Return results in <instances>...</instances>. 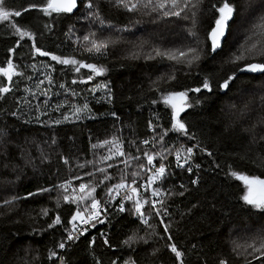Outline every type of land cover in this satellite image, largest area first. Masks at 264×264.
Returning a JSON list of instances; mask_svg holds the SVG:
<instances>
[{"label": "trees", "instance_id": "16d2710c", "mask_svg": "<svg viewBox=\"0 0 264 264\" xmlns=\"http://www.w3.org/2000/svg\"><path fill=\"white\" fill-rule=\"evenodd\" d=\"M33 2L38 0H9V10H20ZM93 2L99 5L107 25L115 29L110 32L104 27L92 25L89 28L94 30L96 37H104L100 34V29L110 34H117L125 29L135 30L134 33L126 32L133 35L127 36V41L118 36L121 39L109 45L104 55L84 52L81 47L83 40L77 39L76 35L89 33L88 29L83 30L85 24L80 1L74 15L57 17L54 14L53 17H44L42 13L31 9L11 21L34 31L36 42L43 50L56 55L75 56L85 63L103 65L107 69L103 76L94 77L93 81L83 84H72L71 81L86 77L88 69L75 73L51 61L49 57L33 55L30 47L33 41L25 38L20 42L21 46H17L19 37L13 34L9 22L0 23V66H6L7 60L11 58L17 65V70L23 73V76L14 77L11 83L0 76V83H7L12 88L10 93L0 98V129H5L8 133L6 137L0 138V183L10 186L11 193L21 197L11 206H0V264H53V260L48 259V251L53 249L59 253L61 249L56 248V244L66 233L59 226L48 229L47 225L56 213L67 224L77 206L62 202L61 207L56 209L55 192L34 197H28L27 194L35 192L39 187H51L64 180H71L77 190L80 183L98 184L103 179V174L97 169L104 168L111 179L99 184L93 195L105 206L106 186L119 183L125 173L126 183H131L133 171L140 172L137 180L145 174L137 164L147 165L143 152L155 151L151 143L145 145L141 141L151 139L162 130L157 129L154 133L148 127L149 121L159 123L162 128L171 127V109L162 103L151 104L152 99L159 100V93L150 90L156 87L152 82L158 81L163 88L180 91L197 87L205 75L212 76L214 92L189 93L193 102L199 97L201 103L181 114L188 121L189 133H194L196 139L190 140L187 136L171 131L165 137V146L171 149L187 141L195 142L205 149L199 153L202 166L200 178L196 185H192V175L168 172L166 179L156 187L163 190L162 195L168 191L174 193L165 197L169 215L154 218L152 223L156 232L161 235L164 225H160L159 220L163 219L166 224L171 225L173 242L186 252L188 264H219L220 260L226 261V264H264V256L254 251L264 238L263 214L243 203L240 199L244 193L243 183L226 174L231 166L232 170L264 178V160H260L264 156V141H259V136L256 135V131L264 134V129H258L259 126H264L261 123L264 104L260 99L264 94L253 96L249 101L248 95H245L247 90L264 84V75L244 73L235 80L226 94L216 87L222 78L230 74L233 65L225 61L234 53H244L248 62L261 60L256 52H246L242 30L244 21L248 20V15L251 16L246 9L247 3L253 11L254 20L261 22L259 18L264 15L261 0H232L237 14L231 23L227 46L214 59L202 53V59L188 69L182 67V64L177 66L165 60L145 59V53L153 48L167 49L168 45H193L189 31L195 29L190 12L187 19L183 16L165 17L162 12H152L150 9L128 12L116 7L114 0ZM217 2L218 0H203L196 9L199 20L196 28L202 39L204 30L214 15L211 5ZM192 3H197V0H192ZM45 23L51 25L50 31L44 29ZM69 27L72 28L71 32ZM10 48L13 49L12 53L9 52ZM133 53L137 54V58H132ZM239 63L242 67L245 61ZM33 64L35 68L31 67ZM45 65H52L56 70L51 72V68H46ZM49 72L54 77L53 84L45 79ZM169 74H174L176 79L163 83L160 78H166ZM39 81L44 83L37 87ZM104 82L112 88L111 103L104 101L103 90L95 93L89 91L95 84ZM61 83L66 88H60ZM72 90L78 95L73 96ZM64 101L69 103L56 110V105ZM84 103H88L91 113L83 114L77 120L71 114L70 104ZM245 104H248L246 110ZM242 110L246 112L243 116ZM12 112L17 115L12 116ZM111 112H115L117 116L113 117ZM63 114L69 116L67 121H63ZM157 115L161 117L159 120ZM56 119L63 122L53 124L52 121ZM253 125L254 131H245ZM253 135L259 142H253ZM53 138L56 141L54 144ZM113 138L122 142L121 147L126 153L140 156V161H130L126 167L122 163L126 157L113 155L112 159L101 162V157L109 155L110 145L100 146V142L111 141ZM130 141L135 143L130 144ZM93 145L98 146L93 148ZM137 147L140 151H137ZM156 148L157 151L161 150L159 144ZM112 151L115 152L114 147ZM209 152L211 155H208ZM42 153L46 157L43 160ZM61 157L67 158L69 163L64 164ZM88 161L93 163L89 164ZM109 164L112 167H108ZM87 173L93 175L89 176ZM77 176L80 177L79 180L75 179ZM181 184L184 188L180 187ZM122 192L120 195L113 193L115 199L106 207L108 214L104 218L105 223L90 228L65 253L66 260L69 264H95L99 259L101 264H110L111 260L118 258V264H122L124 259L132 256L137 264H176L174 255L164 247L166 239H159L158 236L149 237L148 244L135 245V251L121 246V242L133 230L139 229L140 236H146L150 231L144 229L129 214L128 210L132 208L130 202H125V212H117ZM180 192L183 195H179ZM142 194L150 196V190ZM42 208L53 211L49 216H41ZM101 232L107 233L111 247L104 245ZM249 236L252 238L249 239ZM92 237L97 239L94 248L90 250L88 243ZM193 245H196L195 249L192 248ZM156 247L161 251L157 256H152V249Z\"/></svg>", "mask_w": 264, "mask_h": 264}, {"label": "snow or ice", "instance_id": "6c2138e0", "mask_svg": "<svg viewBox=\"0 0 264 264\" xmlns=\"http://www.w3.org/2000/svg\"><path fill=\"white\" fill-rule=\"evenodd\" d=\"M83 4L82 15L86 19H91L93 22H97L101 28L105 27L108 22L102 17L100 8L98 4H95L93 0H80ZM203 0H197V3H192V0H114V4L116 7L123 8L128 12H138L143 9H150L152 12H162L163 16H175L187 19L189 18L188 13H191V19L195 30L189 31V36L192 38L194 44L188 45L184 49H160L153 48L149 53L145 55V59H155L157 57L161 59H167L169 61H173L178 64H183L186 67H192L194 64L199 62L202 59V53L205 56L215 58V55L219 52L223 51L224 47L228 44V35L231 27V23L234 22L235 14H237V9L232 0H218L217 3L211 5V8L214 10V15L212 19L209 21V26L204 30L203 39L201 38L199 29L196 28V25L199 23L197 17V7ZM11 4L9 0H0V21H8L9 27L12 29L13 34L18 36L19 39L16 41L17 46H21L20 42L27 38L28 41H33L31 44V51L33 55L38 54L41 57H49L51 61H54L58 65L65 66L68 70L74 71L75 73H80L81 69H88L89 72L85 76L80 77L79 80L73 79L71 81L72 84L77 83H87L93 81L94 77L103 76L107 69L103 65H97L93 63H85L83 59H77L75 56H63L56 55L50 51L43 50L38 43L36 42V33L32 31L27 26H22L18 22L13 23L12 18L21 17L22 12L27 13L31 9H35L39 13H42L44 17H53L55 16H70L74 15L75 11L78 10V0H38V2L29 3L26 8L20 10H9ZM261 7L264 8V0H261ZM147 14V12H145ZM261 27H264V15H261ZM45 30H51V25L49 23H45L43 25ZM127 30V29H125ZM72 31V28L69 27V32ZM42 35V34H41ZM83 44L81 47L84 52L93 55H104L107 48L109 47L108 40H99L96 38L95 32H89L88 34L82 37ZM256 48V45L253 44L252 48L248 50L251 54L252 50ZM9 52L12 53L13 49L10 48ZM257 55L261 57V60L258 62H248V57L245 56L244 53L233 54L225 63H229L233 65V68L230 74L226 75L220 82L217 83L216 87L219 91L224 92L230 90L231 85L244 73L249 74H261L264 75V49H261ZM132 58H137V54L133 53ZM241 61H245L243 66H240ZM31 67L35 68L36 66L33 64ZM46 68H51V72H54L56 69L52 65H45ZM51 72L45 75V79L49 84L54 83V77L51 75ZM0 76L5 78V80L9 83L13 81V78L16 76H23V73L17 70V65L14 64L13 60L9 58L6 62V66H0ZM176 77L174 74H169L166 78H160L163 83H170L175 80ZM44 81H39L37 83V87L40 84H43ZM153 85L156 87L150 89L152 91L159 93V100L152 99L151 104L156 105L158 103H162L167 108L171 109L170 116V128H162L159 123L153 124L152 121H149L148 127L154 133H156L157 129H162L157 134H155L151 139H145L141 141L142 144H152L155 147L157 144L160 145L161 150L155 153H149L148 151L143 152V157L147 161V165L144 163H138L137 167L141 171H145L150 173L147 176V180L145 184H138L137 177L140 175V172L133 171L131 173V183H126L124 175L121 176L120 182L112 185L111 187L106 186L107 192V200L104 201L105 207L109 206V203L112 199H115L113 193L116 195H120V192L123 191L124 195L121 197L117 212L123 213L127 209L125 207V202H130L132 208L129 211V214L134 216L139 224L144 227L146 230H150L147 232L146 236H140L138 234L139 229L133 230L131 234L127 235L125 239L121 242L122 247H126L132 251H135V245L139 243L148 244L149 237L158 236L159 239H166L167 243H165L164 247L170 251L175 258L176 264H188V261L185 259L186 252L182 250L178 245L173 242V236L170 234L171 225L166 224L163 219L159 220L160 225H164L163 234H158L156 232V227L153 225L152 220L157 217L168 216L167 212L166 199L165 197H170L174 193L171 191L163 192L160 187H153V185L160 181L161 183L166 179L168 175L167 167L163 161L166 159L165 153L174 152L176 158V167L184 168L186 165L187 171L191 173L193 171V166L190 164V161L193 156V148L197 147L198 144H194L192 147H184L181 145L178 148L171 149L165 146L166 141L165 137L168 136L169 132H177L181 135L187 136L188 139L194 140L196 136L194 133L190 134L188 129V121L181 117V113H185L186 109L194 108L196 105L201 103L199 97L195 98L193 102L192 98L189 96V93H202L206 92L212 94L214 92V84L213 78L211 75H205L197 87L186 88L184 90H170L160 86L158 81H153ZM60 88H66V85L61 83L59 85ZM97 90H103L105 96L103 97L106 103H111L113 100V92L111 86L107 83L95 84L89 91L92 93L97 92ZM12 88L8 86L7 83H0V98H4L6 94L10 93ZM71 94L73 96L78 95L75 90H72ZM261 101H264V96L260 97ZM99 103L100 101L97 100ZM68 101H64L56 105V110L64 107L65 104H68ZM248 105L245 104L244 109L246 110ZM71 114L77 120L81 119L83 114H90L91 109L88 103H84L82 105L70 104ZM39 111V109H37ZM246 112L244 110L241 111V116L245 115ZM12 116H16V112L11 113ZM113 117H116L117 114L115 112H111ZM161 117L157 115V120ZM39 120V117L36 118ZM69 116L67 114H63V121H67ZM118 119V117H117ZM60 119H56L52 121L53 124H60L63 122ZM47 123V122H45ZM261 123H264V118H261ZM255 125L252 126L251 129H245V131H254ZM8 135L5 129H0V138L6 137ZM253 142L264 141V134L259 136V141L256 140V136L252 137ZM55 138H53L52 143L54 144ZM130 144H134L135 142L130 141ZM122 142L113 138V140H105L100 142V146L110 145L109 155L101 157V162L112 159L113 155L126 157L122 161L127 167L130 161H140V156H133L131 153H126L122 147ZM98 145H93V148H96ZM115 148V152L112 151V148ZM202 152L205 151L204 148L200 149ZM137 151H140L139 147H137ZM208 155H211L209 152ZM160 157L159 166H154L153 161L155 157ZM46 158L42 153V160ZM64 164H68L69 160L65 157H61ZM260 160H264V156L260 157ZM258 162V161H254ZM87 163L92 164L93 161H88ZM79 167H84V165H79ZM108 167H112L111 164ZM196 169L200 168L199 164L194 165ZM98 172L103 174V179L99 181L98 184L92 183H80L77 186H74L71 180H64L59 184L52 185L51 187H39L35 192H29L27 194L28 197H34L36 195H42L45 193L55 192V208L59 209L61 207V203L65 204H75L76 211L71 215L70 219L67 220V224L64 223L62 217L59 213H56L52 216L51 222L48 223V229H54L59 226L64 229L66 236L56 244V248L65 250L68 246L69 242H76L81 237L85 236L90 228H95L97 224L105 223V220L100 219V208L101 201L97 200L93 193L96 191V187L99 184H103L105 180H110L111 177L107 175L104 168H98ZM228 176L235 178L238 181H241L244 185V193L240 197L243 203L247 206H250L251 209L259 211L261 214H264V178H260L259 176H251L246 175L241 172L232 170L231 166H229V171L226 173ZM87 175L92 176L93 173H87ZM19 178V177H17ZM75 179L79 180L80 177H75ZM199 177L192 179L191 184L196 185L198 183ZM181 188H184V185H180ZM144 188L145 191L150 190V196L144 195L140 193L139 189ZM69 189H72V192L69 193ZM179 195H183V192H180ZM51 198V197H50ZM19 196H11L8 199L3 201L4 205H10L15 201L20 200ZM90 202V203H89ZM81 205H84L81 207ZM159 205V206H158ZM195 207V205H193ZM53 211L52 209L42 208L40 210L41 216H49V213ZM107 215V212H105ZM110 223V221H108ZM101 237L103 238V243L105 246H109L110 242L107 237V233L101 232ZM96 237H92L89 240L88 248L92 250L94 248ZM239 247V246H237ZM250 247H252L250 245ZM193 249L196 248V245L192 246ZM161 251L159 247L153 248L151 255L157 256V254ZM254 251L260 252L262 256H264V238L261 239V243L259 248H254ZM55 258V260H54ZM48 259L53 260V264H69L66 260L65 255L58 253L53 249H49L48 251ZM95 264H101L100 260L97 259ZM110 264H118V258L111 260ZM122 264H137V261L132 257L128 256L127 259L122 261ZM219 264H226V261L220 260Z\"/></svg>", "mask_w": 264, "mask_h": 264}, {"label": "rangeland", "instance_id": "374dc122", "mask_svg": "<svg viewBox=\"0 0 264 264\" xmlns=\"http://www.w3.org/2000/svg\"><path fill=\"white\" fill-rule=\"evenodd\" d=\"M253 1V0H252ZM249 3H247V10L250 12V17L248 15V20L247 21H244L245 23L242 25V30H244V41H245V46H246V52H248V50L250 48H252V45L255 44L256 45V48L252 50V53L251 54H256L261 50V49H264V27H261V23L260 21H255L254 20V16H253V11L250 10V6H248ZM82 7H83V4H82ZM247 11V12H248ZM255 15V14H254ZM84 17V16H83ZM253 20V21H252ZM84 26L83 27V30H89V32H94L93 29L89 28L90 26L92 25H98L100 26L97 22H93L91 19H86L84 17ZM252 22V24L250 25V23ZM0 23H8V21H0ZM106 30L112 32L114 31L115 29H112V27L110 25H107L104 27ZM126 32L128 33H134L135 30L133 29H127L125 31H119L117 34H110V33H107V32H104L100 29V34L103 35L104 37L103 38H99V37H96L97 39L99 40H108L109 41V45H113L115 44L118 40H120L121 38L125 41H127V36H133V35H130V34H127ZM77 36V39H81L82 41V37L84 35H76ZM118 36H121L118 37ZM188 45H192L191 43H186V44H183L181 47H177V46H171V45H168L167 49H175V50H179V49H184L186 46ZM147 53H145L146 55ZM250 54V53H249ZM165 60L167 62H172L174 63L175 65L179 66L181 64H178V63H175L173 61H169L167 59H161L159 57L153 59V60ZM182 67H184L185 69H188V67H186L185 65H181ZM166 74V73H165ZM248 95L247 96V100L249 101V99H251V97L253 96H256V95H261V94H264V84L263 85H259V86H256L254 87L253 89H250V90H247L245 92V95ZM263 104H264V101H262ZM242 103V102H241ZM244 103H242L243 105ZM248 105V104H247ZM187 110V109H186ZM182 114V113H181ZM252 116V115H251ZM260 130L264 129V126H259ZM263 131V130H262ZM256 135L257 136H260L262 135L261 132L259 131H256ZM157 148H155V152ZM78 191V190H77ZM72 191L69 190V193H71ZM16 196V194H14L13 192L11 193V188L10 186L4 184V183H0V206H3V201L5 199H8L10 198L11 196ZM14 203V202H13ZM12 203V204H13ZM10 204V206L12 205ZM84 206V205H83ZM263 217H264V214H263ZM263 234V233H262ZM252 236H249V239H251ZM248 239V240H249ZM245 241H247V239L245 238Z\"/></svg>", "mask_w": 264, "mask_h": 264}, {"label": "built area", "instance_id": "2783aa9c", "mask_svg": "<svg viewBox=\"0 0 264 264\" xmlns=\"http://www.w3.org/2000/svg\"><path fill=\"white\" fill-rule=\"evenodd\" d=\"M194 144H197V143L192 142V141L182 142V143L177 144L173 149L178 148L181 145H183L184 147H192ZM151 146H152V144H151ZM155 148H156V146L155 147L152 146V149L153 150H155ZM200 149L201 148H200L199 145L197 147L193 148V156H192V159L190 161V164L193 166V171L191 173H189L187 171L188 165H186L184 168H178V167H176V158H175L174 152H172V153H165L166 159L163 161V163H165V165L167 167V171L168 172H171V173H173V171H177V172H181V173H186V174H188L190 176L192 175L194 177V179L197 178V176L200 178L201 170H202V166H201V164L199 162V153L201 152ZM156 151H157V149H156ZM159 163H160V157L157 156V157H155V159L153 161V165L158 167L159 166ZM196 164H199L200 165V168L199 169H196L194 167V165H196ZM149 174L150 173L145 172V174L141 178H139L137 180V183L138 184H145L146 183V180H147V176ZM160 183H161L160 181H157L153 185V187H156L157 184H160ZM139 191L141 193H146L147 192V191H145L144 188H140ZM167 191H168V189H167ZM123 195H124V193L122 192V195L120 196V198ZM105 212H107V214H108L107 208L104 205L101 204L100 217H99L100 219H103L104 220V218L106 216L105 215ZM78 241H76L74 243L73 242H69L67 248L65 250H61L59 253L65 255V253H67L72 248V246L75 245Z\"/></svg>", "mask_w": 264, "mask_h": 264}, {"label": "water", "instance_id": "95a60500", "mask_svg": "<svg viewBox=\"0 0 264 264\" xmlns=\"http://www.w3.org/2000/svg\"><path fill=\"white\" fill-rule=\"evenodd\" d=\"M79 1H80V0H78V8H79ZM74 11L77 12V10H74Z\"/></svg>", "mask_w": 264, "mask_h": 264}]
</instances>
